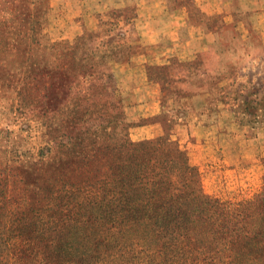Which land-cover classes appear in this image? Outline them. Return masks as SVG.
<instances>
[{
  "label": "rangeland",
  "instance_id": "374dc122",
  "mask_svg": "<svg viewBox=\"0 0 264 264\" xmlns=\"http://www.w3.org/2000/svg\"><path fill=\"white\" fill-rule=\"evenodd\" d=\"M66 120L84 155L127 139L185 159L244 227L205 262L264 264V0H0V236L40 186L102 175L53 158Z\"/></svg>",
  "mask_w": 264,
  "mask_h": 264
},
{
  "label": "trees",
  "instance_id": "16d2710c",
  "mask_svg": "<svg viewBox=\"0 0 264 264\" xmlns=\"http://www.w3.org/2000/svg\"><path fill=\"white\" fill-rule=\"evenodd\" d=\"M64 124L72 134L53 137L60 145L53 158L95 160L102 175L40 186L45 202L28 208L30 218L11 212L12 223L24 226L0 236V264H212L205 261L222 260L228 243L242 240L239 210L200 195L185 159L127 139L106 144L112 151L104 159L86 158L68 147L86 122Z\"/></svg>",
  "mask_w": 264,
  "mask_h": 264
}]
</instances>
